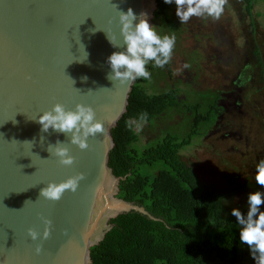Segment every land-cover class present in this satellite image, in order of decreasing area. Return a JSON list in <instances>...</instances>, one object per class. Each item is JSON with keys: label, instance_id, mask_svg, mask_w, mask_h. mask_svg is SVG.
<instances>
[{"label": "water", "instance_id": "95a60500", "mask_svg": "<svg viewBox=\"0 0 264 264\" xmlns=\"http://www.w3.org/2000/svg\"><path fill=\"white\" fill-rule=\"evenodd\" d=\"M152 0H0V264H90V247L111 228L109 220L144 207L117 197L122 177L108 165L112 128L127 109L134 82L108 78L107 58L124 51L119 12L132 8L150 23ZM151 9V10H150ZM107 33L115 35L113 47ZM60 103L75 110L91 105L105 134L89 148L69 137L42 131L38 118ZM66 143L75 157L59 163L54 147ZM84 173L76 192L59 201L41 197L48 183ZM51 234L43 238L45 220ZM32 228L40 233L33 241ZM65 230L67 235H65ZM37 246L42 251L37 254Z\"/></svg>", "mask_w": 264, "mask_h": 264}, {"label": "rangeland", "instance_id": "374dc122", "mask_svg": "<svg viewBox=\"0 0 264 264\" xmlns=\"http://www.w3.org/2000/svg\"><path fill=\"white\" fill-rule=\"evenodd\" d=\"M166 7L172 28H164L162 20L153 16L150 23L161 35L176 36L173 57L163 69L149 70L151 80L141 82V88L145 95L170 89L179 103L152 111L141 132L129 130V147L140 152L167 134L185 138L193 115L184 104L198 100V94L207 90L218 94L213 121L201 123L199 134L192 135L177 155L201 187L216 194L223 219L232 216L233 208L246 215L248 193L264 191L254 179L255 166L264 159V0H253L249 7L245 0H228L216 21L192 17L180 23L175 5ZM150 170L155 173L158 167ZM234 264H255L246 244Z\"/></svg>", "mask_w": 264, "mask_h": 264}, {"label": "trees", "instance_id": "16d2710c", "mask_svg": "<svg viewBox=\"0 0 264 264\" xmlns=\"http://www.w3.org/2000/svg\"><path fill=\"white\" fill-rule=\"evenodd\" d=\"M252 1L245 0L248 7ZM166 9L163 0H156L153 17L161 19V25L168 29L173 25ZM143 81H134L127 109L111 130L114 146L108 165L115 176L122 177L117 197L144 207L152 217L130 211L111 218V228L104 238L90 247V264L236 263L243 248L236 218H222L216 194L202 188L191 168L177 155L192 135L199 134L201 123L213 121L218 94L207 90L198 94V100L184 104L193 115L185 138L167 134L138 152L129 147L126 122L142 112L151 119L152 111L168 110L179 103L170 89L145 95ZM157 167V172L150 173Z\"/></svg>", "mask_w": 264, "mask_h": 264}, {"label": "clouds", "instance_id": "9594fccd", "mask_svg": "<svg viewBox=\"0 0 264 264\" xmlns=\"http://www.w3.org/2000/svg\"><path fill=\"white\" fill-rule=\"evenodd\" d=\"M167 5H175V14L180 23H187L192 17L219 20L224 13L228 0H163ZM137 16L129 8L127 12H119L120 35L123 38L124 51L113 52L107 62L111 72L108 78L118 81L120 85L131 83L140 79L151 80V72L148 66L163 69L168 65L173 57L176 36L174 34L161 35L157 28L149 23L146 13H141L139 22L134 23ZM110 44L115 48L121 45L116 42L114 34L107 33ZM189 67V65H185ZM38 123L42 126V131L49 129L58 133H64L69 137L72 145L78 146L81 150L89 148L88 138L96 137L97 134H105L103 122L96 119V112L91 105L77 103L75 110H66L65 106L57 103L51 110L44 112L38 118ZM148 123V113L142 112L135 120L126 122L129 130L137 133L143 130ZM66 143L57 140L54 147L55 155L59 163L71 166L75 157L70 154ZM84 173H78L66 180L55 183L50 182L48 186L41 190V197L59 201L65 191L76 192L79 183L83 180ZM255 183L264 188V159H261L255 166ZM264 191L249 192L247 195V212L242 214L241 210L233 208L231 215L236 218L239 228V240L246 244L250 250L255 264H264ZM43 238L47 239L51 234V220H45ZM28 235L35 241L40 237V233L29 228ZM65 235L67 231L65 230ZM42 251L41 246H37L36 253Z\"/></svg>", "mask_w": 264, "mask_h": 264}]
</instances>
